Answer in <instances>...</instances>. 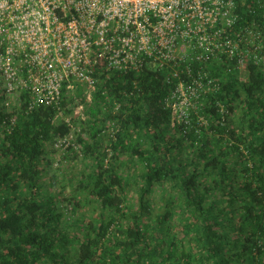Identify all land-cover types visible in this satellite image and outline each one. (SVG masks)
Returning <instances> with one entry per match:
<instances>
[{
    "label": "trees",
    "instance_id": "trees-1",
    "mask_svg": "<svg viewBox=\"0 0 264 264\" xmlns=\"http://www.w3.org/2000/svg\"><path fill=\"white\" fill-rule=\"evenodd\" d=\"M234 12L264 59V6ZM228 64L206 63L218 84L176 119L153 65L98 68L90 99L75 84L58 106H5L0 86V264H264V60Z\"/></svg>",
    "mask_w": 264,
    "mask_h": 264
},
{
    "label": "built area",
    "instance_id": "built-area-1",
    "mask_svg": "<svg viewBox=\"0 0 264 264\" xmlns=\"http://www.w3.org/2000/svg\"><path fill=\"white\" fill-rule=\"evenodd\" d=\"M256 2L264 6V0ZM234 8L235 0H0L5 106L20 91L28 93V108L58 106L62 89L75 84L90 99L96 69L153 65L169 69L164 81L173 84L167 96L172 118L184 117L203 85L218 84L207 62L223 60L243 70L249 61L264 60L260 31L239 22ZM72 136L71 131L55 147L67 146Z\"/></svg>",
    "mask_w": 264,
    "mask_h": 264
},
{
    "label": "rangeland",
    "instance_id": "rangeland-1",
    "mask_svg": "<svg viewBox=\"0 0 264 264\" xmlns=\"http://www.w3.org/2000/svg\"><path fill=\"white\" fill-rule=\"evenodd\" d=\"M78 101V100H77ZM77 107V109L74 107V109H73V111H72V113L73 114H77L76 112H79L80 111V107H79V105L78 106H76ZM67 117H69V116H67ZM62 154H63V152H61V151H56V152H53L52 153V160H58V158H59V160H60V157L62 156ZM69 159V158H68ZM80 161L81 160H79V165L77 166V168H81V166H80ZM69 162V161H68ZM70 163H72L71 161H70ZM69 163V165H71ZM55 170H54V168L52 167H46V169L43 171V172H41V175H40V182H42V185L45 187V186H49L50 187V189L51 190H56V191H58V187H59V183H56L55 181H54V179L53 178H51V176H53V172H54ZM59 180V179H58ZM58 180H56V181H58ZM71 189H70V187H68V186H66L65 185V188L63 189V196H68L69 194H71V191H70ZM65 194V195H64ZM62 208H63V210H64V212H66L67 213V209H65V203L63 202L62 203ZM68 214H66L65 216L66 217H68L67 216ZM75 216V215H74Z\"/></svg>",
    "mask_w": 264,
    "mask_h": 264
}]
</instances>
